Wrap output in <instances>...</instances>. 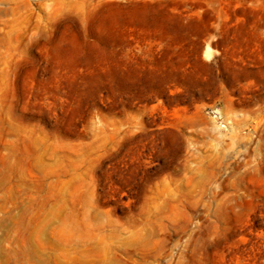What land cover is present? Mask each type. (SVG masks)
<instances>
[{"label": "rangeland", "instance_id": "obj_1", "mask_svg": "<svg viewBox=\"0 0 264 264\" xmlns=\"http://www.w3.org/2000/svg\"><path fill=\"white\" fill-rule=\"evenodd\" d=\"M0 264H264V0H0Z\"/></svg>", "mask_w": 264, "mask_h": 264}]
</instances>
